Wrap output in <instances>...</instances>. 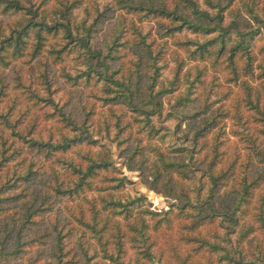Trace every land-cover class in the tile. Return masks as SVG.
Instances as JSON below:
<instances>
[{"label": "trees", "instance_id": "1", "mask_svg": "<svg viewBox=\"0 0 264 264\" xmlns=\"http://www.w3.org/2000/svg\"><path fill=\"white\" fill-rule=\"evenodd\" d=\"M171 1L0 0V21L17 16L6 30L0 24V70L14 73L10 82L0 74V264H93L98 251L110 263L123 264L125 229L148 262L164 255L169 240L159 229L176 220L180 240L190 249L181 253L171 245V260L162 264H264L263 142L245 136L246 152L218 168L220 144L211 145L207 135L225 111L195 95L201 71L194 79L186 75V87L176 93L184 61L174 58L168 67L166 57L171 39L189 59L222 65L231 74L227 81L244 91L264 138V102L252 99L247 79L254 71L249 41L256 32L238 30L234 20L225 24L220 0H203L205 7L198 0ZM116 11L100 40L106 13ZM25 58L29 68H16ZM258 67L264 75V57ZM58 69L80 87L79 102L55 100ZM170 94L173 112L194 118L187 123L192 148L181 159L177 150L158 144L170 130L156 125L157 109L152 111ZM106 142L115 143L129 170H147L151 187L173 200L167 210H151L139 193L114 195L111 189L122 190L129 180ZM150 154L156 160L149 161ZM225 184L230 187L219 196V210L214 200ZM258 189L255 227L244 215ZM77 199L85 204L73 215L80 226L73 231L60 203ZM256 230L261 241L249 237Z\"/></svg>", "mask_w": 264, "mask_h": 264}, {"label": "rangeland", "instance_id": "2", "mask_svg": "<svg viewBox=\"0 0 264 264\" xmlns=\"http://www.w3.org/2000/svg\"><path fill=\"white\" fill-rule=\"evenodd\" d=\"M173 1V0H172ZM171 1V2H172ZM202 7H205L206 4L203 0H198ZM215 2L216 0H212ZM257 5L253 6V0H220L221 5H224V22L225 24L229 23L230 21L234 20L238 22L237 29L246 30L248 27L250 29L255 30V35L249 41V50L252 55V67L254 69L253 74H248L247 79L251 83L253 87V96L252 99H258L261 102H264V75L261 73V69L258 67L259 64L263 62L264 57V0H255ZM249 7L252 8L249 9ZM118 11L114 12L111 15V12L106 13V20L103 24H101V30L99 32L100 40L102 39L103 35L106 32H109L111 29L112 22L115 21L117 17ZM17 18L14 17H2L0 24L3 25L4 29H8L9 24L13 23V21ZM259 19L262 20L259 22ZM154 21H150L148 25H153ZM147 27V25L145 24ZM232 33V32H231ZM131 36L127 35L124 38H130ZM182 37V36H180ZM179 37V38H180ZM187 37H193V35H189ZM183 38V37H182ZM167 53L166 57L169 59L168 67H171L174 64V58H177L178 61H184L182 65V70L180 72V79L181 84L179 85V90L176 93H180L186 86L183 83L185 80L186 75H191L190 79H194L195 76L201 71L200 79L196 82L195 95L199 96V99L209 97V100L212 99V103L215 108L221 105L223 111H225V117H222L217 126L210 130L207 135V139L211 145L215 143H219V160L220 162L216 165L218 168H222L229 164V161L233 159L238 152L243 155L249 143L246 140L245 136H249L252 139H256L258 141H262L264 145V138L259 133L260 123L256 121L255 117L256 114L254 110H250L245 102L244 98V91L240 88L239 85L235 84L234 82H228L227 78L231 77L229 71L224 70L223 66H212L211 59L208 58L205 61L202 60H192L189 59L184 54V48L174 45V42L170 39L167 44ZM194 48V47H193ZM192 48V49H193ZM17 61L16 68L22 67L24 70L29 68V62L26 61ZM239 65H242V60H237ZM30 64L32 65L33 62L31 61ZM12 65V64H11ZM14 67V68H15ZM168 72V68L162 70V73L165 74ZM74 73V72H72ZM0 74H5V80L11 81L13 79L14 73L11 69L6 68L0 70ZM57 77L55 86H52L54 89L53 96L56 101H58L59 105L63 104L67 99H71V101L79 102L78 99V90H80L79 86H71L66 79L61 74V70L56 71ZM182 77V78H181ZM240 79H244L242 76ZM14 80V79H13ZM72 94V97L69 98V95ZM85 94H89V90L86 89ZM167 96H162V102L155 105L152 108V111L157 109L154 118L156 125L163 123L166 125L170 131H168L167 136L164 138L163 141L158 142V144L162 147L164 151L167 150H177L175 153V157L181 159L184 156L189 154L190 149L192 148L191 144L188 142L189 133L188 130V121L191 123L194 121V118L190 119H183L181 118V112L173 110L170 108L174 97L172 94ZM172 97V98H171ZM97 107V104H96ZM214 108V109H215ZM79 109V108H78ZM78 113H82L80 110H77ZM191 113V112H190ZM189 113V115H190ZM96 117V115L94 116ZM188 117V116H187ZM163 132V131H162ZM238 133V134H237ZM112 152V157L114 159V165L118 167L120 170L121 175H125L126 178L129 180L128 183L124 185V189H111L114 195L118 196L121 195L123 197L124 192H128L131 195L139 193L147 199V202L150 203V209L153 211H164L169 208V204L173 202V200L164 196L161 192L153 189L149 184L150 177L147 175V170L141 173L140 170L134 169L129 170L124 162L123 156L118 154V150L116 148L115 143L106 142ZM258 143V142H257ZM209 144V145H210ZM148 150V147L146 148ZM149 161L156 160V156L150 154ZM202 156V155H201ZM188 157V156H187ZM185 157V160L186 158ZM211 157V153L207 151L206 155V162L207 159ZM263 164L258 163L256 164L257 167L262 166ZM254 166V170L255 167ZM230 185L225 184L222 186L218 197L214 200V207L221 209V204L219 200V196L222 195V192L226 189H229ZM262 191V189H258L255 192L252 202L248 207L246 214L244 215L245 223H252L256 227V223L251 218V214L254 213L253 205L257 204L256 198L259 194L258 192ZM97 194V192H95ZM104 192H101L103 194ZM124 198V197H123ZM61 204V212L63 217H67L69 221H71V225L73 226V231L78 229L80 226L76 222L73 215L79 214V207L78 204L84 206L85 203H82L80 199L71 202H62ZM69 209H68V208ZM212 207L210 206L209 209ZM104 214H101L103 216ZM148 221V219H147ZM258 224V223H257ZM160 232L164 233L166 238L169 240L167 241L164 247V255L160 258V256H155L153 260H148L145 262L143 255L137 252V247L129 238H131V233L129 230L125 229V237L123 241V247L125 249V254L123 255V264H162L161 261H164L169 258L170 253V246L176 244L178 250L181 253H185V251H189L190 246L187 245L184 241L180 240V235L182 230L176 221L173 222L170 228L168 226H162L159 229ZM153 237V233L151 234ZM108 239V249L113 250L112 239L107 236ZM254 237L255 241L262 240V234L259 230H256L253 234L249 236ZM253 240L252 244H255ZM243 247L246 252H249L251 249L248 248V242H243ZM99 249V248H98ZM92 251L89 252L91 254ZM98 254L94 256L91 260L93 264H113L110 263L109 260L104 259L102 254L98 251ZM193 253V252H192ZM250 255V254H249ZM79 256V255H78ZM197 258L198 256L195 255ZM200 258V257H198ZM201 261H204V257L200 258ZM195 264H197L195 262Z\"/></svg>", "mask_w": 264, "mask_h": 264}]
</instances>
